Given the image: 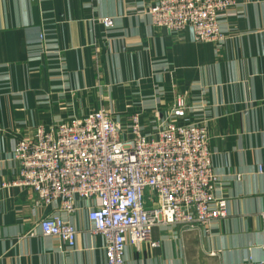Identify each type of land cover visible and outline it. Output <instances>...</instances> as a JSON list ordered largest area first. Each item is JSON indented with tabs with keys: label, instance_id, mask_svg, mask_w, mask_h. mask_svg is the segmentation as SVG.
Returning a JSON list of instances; mask_svg holds the SVG:
<instances>
[{
	"label": "crops",
	"instance_id": "crops-1",
	"mask_svg": "<svg viewBox=\"0 0 264 264\" xmlns=\"http://www.w3.org/2000/svg\"><path fill=\"white\" fill-rule=\"evenodd\" d=\"M155 1L0 0V264H105L87 219L94 200L75 197L68 214L12 184L18 139L99 109L123 123L139 112L150 133L176 94L188 106L177 123L207 125L227 214L207 228L154 226L156 246L127 244L124 264H264V0L219 14V44L153 26ZM52 214L75 227L74 247L40 234Z\"/></svg>",
	"mask_w": 264,
	"mask_h": 264
},
{
	"label": "built area",
	"instance_id": "built-area-1",
	"mask_svg": "<svg viewBox=\"0 0 264 264\" xmlns=\"http://www.w3.org/2000/svg\"><path fill=\"white\" fill-rule=\"evenodd\" d=\"M235 0H156L146 11L153 26L169 32L189 28L195 42L219 44L224 34L218 16ZM109 26V18L101 19ZM188 106L173 97L164 119L145 133L139 112L123 123L104 109L71 117L49 127L36 126L17 140L13 185L28 186L40 206L57 202L72 213L75 197L94 200L87 209L91 232L103 239L105 264H124V250H140L154 226L185 228L209 224L227 214L226 199L214 193L205 122L177 123ZM148 196H147V195ZM146 202L149 204L147 205ZM40 234L75 245L76 229L58 214L38 222Z\"/></svg>",
	"mask_w": 264,
	"mask_h": 264
}]
</instances>
